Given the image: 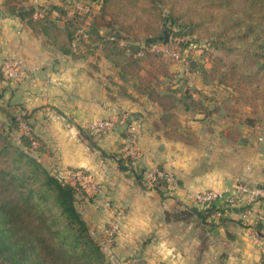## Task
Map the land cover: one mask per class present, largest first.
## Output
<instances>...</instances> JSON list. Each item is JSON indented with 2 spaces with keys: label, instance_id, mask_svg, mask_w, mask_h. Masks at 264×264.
Returning a JSON list of instances; mask_svg holds the SVG:
<instances>
[{
  "label": "crops",
  "instance_id": "1",
  "mask_svg": "<svg viewBox=\"0 0 264 264\" xmlns=\"http://www.w3.org/2000/svg\"><path fill=\"white\" fill-rule=\"evenodd\" d=\"M48 3L63 0L24 1L35 7ZM63 44H68L66 33L50 43L23 11L11 13L0 0V69L11 58L23 67L17 78L0 73V121L10 113H30L41 145L34 154L42 164L59 173L82 169L88 174L77 205L112 264H264L259 243L264 202L252 205L249 221L234 210L205 222L196 214L176 216L192 205L191 193L264 184V133L225 112L226 101L211 95L221 85L205 82L196 70L187 73V88L181 91L180 65L169 61L173 75H161L156 87L176 96L165 106L141 92L137 79H123L103 44L76 58L61 49ZM173 77L177 83L163 81ZM187 89L192 98L183 95ZM116 111L138 116L141 124L139 156L130 169L121 168L115 155L126 148L122 123L103 132L87 127L116 117ZM159 166L173 177L163 192L144 186L133 171ZM117 217L119 231L109 242Z\"/></svg>",
  "mask_w": 264,
  "mask_h": 264
},
{
  "label": "trees",
  "instance_id": "2",
  "mask_svg": "<svg viewBox=\"0 0 264 264\" xmlns=\"http://www.w3.org/2000/svg\"><path fill=\"white\" fill-rule=\"evenodd\" d=\"M3 1L11 13L23 11L27 23L46 35L50 43L57 44L60 35L66 33L68 44L60 47L75 58L103 44L110 59L120 67L122 78L137 79L141 92L165 106L176 96L172 91L161 93L156 87L161 75L171 76L170 60L154 45H172L173 39L165 42L166 31L205 40L215 49L211 52L213 65L203 67L190 61L189 68L195 64L207 83L233 85L239 93L237 100L248 95L253 86L250 92L260 96L264 105V0H79L91 11L72 13L68 6L73 2L63 0L40 6L44 9L40 16H35L40 10L26 6L25 0ZM60 20L64 21L62 26ZM82 25L88 36L78 34L74 46ZM103 27L110 32L103 34ZM142 69L145 74L140 73ZM183 95L193 96L189 89ZM30 116L10 113V127L0 121V264H108L100 240L77 205L83 185L67 174L49 170L34 154L41 145ZM22 121L29 126L28 131H22ZM15 129L21 132L22 146L11 139ZM125 131L127 136L126 127ZM115 155L121 168L134 167L136 158L126 150ZM133 171L144 186H149L145 167ZM169 185V177L161 175L150 186L163 192ZM244 208L216 202L205 207L192 204L176 216L196 214L205 222L218 212L224 219L227 212Z\"/></svg>",
  "mask_w": 264,
  "mask_h": 264
},
{
  "label": "built area",
  "instance_id": "3",
  "mask_svg": "<svg viewBox=\"0 0 264 264\" xmlns=\"http://www.w3.org/2000/svg\"><path fill=\"white\" fill-rule=\"evenodd\" d=\"M73 2L69 4L68 8H70V12L72 13L75 10H81L84 12H90L91 7L88 5L83 4L79 0H67ZM36 15H41L40 12L36 11ZM83 34L85 37L88 36L87 28L85 25H82L76 35L74 37L73 45L76 46L77 42L79 41V35ZM155 48L162 49L166 54L171 55L172 57L179 60L181 58L180 51L176 49V47L167 46L164 44H155ZM21 63L20 60L11 58L7 60L4 65L3 69L4 72L8 76H14V78L20 77L22 72L20 70ZM118 112V111H116ZM122 123L127 129V136H126V152L131 154L136 159L139 156V139L141 136V124L138 119L132 118L129 113L127 112H118L116 117H109L94 120L88 123L87 127L89 130L94 132H103L108 129H111L117 125V123ZM26 131H28L29 126L25 122H21ZM263 139V137H261ZM146 178L149 182L148 184L151 185L152 181L161 175H166L169 177L170 182L172 183V176L165 170L161 169L160 167H156L154 169H146ZM68 178H70L73 182H79L84 184L87 182L88 174L81 170V169H70L67 174ZM264 202V184H256L250 185L248 183H238L236 186L231 188L227 191H218L216 189H206L203 191L191 193V202L192 204L198 205L200 207L208 206L212 203H224L230 207H245L241 212V218L244 221H249L250 215L252 213V205L255 202ZM221 212L217 213V216H220ZM260 218V217H259ZM120 222L119 217H117L112 222V226L109 232L108 241L111 242L115 234L119 231ZM258 236V235H257ZM259 242L261 244L263 250V263H264V237H259ZM125 264V263H123Z\"/></svg>",
  "mask_w": 264,
  "mask_h": 264
},
{
  "label": "rangeland",
  "instance_id": "4",
  "mask_svg": "<svg viewBox=\"0 0 264 264\" xmlns=\"http://www.w3.org/2000/svg\"><path fill=\"white\" fill-rule=\"evenodd\" d=\"M49 4V3H48ZM44 4L40 5L43 6ZM39 5L37 7V9L40 10V13L44 12V9L41 8ZM45 6V5H44ZM35 16H40V15H36ZM173 39V42L171 43L172 45H170L171 47H176L177 50L180 51L181 54V58L179 60H177L176 58L172 57L171 55L169 56V60L176 62L177 64H179V70H180V74H181V86L180 88H182L181 91H183V88H187V80H188V72L190 71H196L195 69L197 67H195L194 65H192V69L189 68V63L191 61V63H193V61L198 64L199 66H203V67H210L211 65H213L214 61H213V57H212V51L215 49H213V47L210 46L209 42L205 41V40H194L191 37H179V36H175L174 34L170 33L169 35V40ZM74 42V41H73ZM220 52V51H218ZM234 56V55H233ZM16 59V58H14ZM7 61V60H6ZM4 61V63L6 62ZM21 63V61H20ZM4 65V64H3ZM3 65H2V76H5L6 78H14V76H8L3 69ZM21 72L23 71V67L21 65L20 68ZM199 71V70H198ZM188 77V78H187ZM264 78V77H263ZM178 80V81H179ZM165 83H177V78L173 77V78H164ZM213 83H217L221 85V88L217 89V90H213V92H216V94H211L212 96H215L218 99V95L224 100L226 101V105L227 108L225 109L226 113H229L231 116H235V117H243L241 119L244 120V125L245 127L249 128V129H253L254 131L258 132V133H264V105L262 104V98L259 97H255V93H251V89L253 86H251V89H248V95L245 94L242 99H236L237 95H239L238 91L235 89V87L233 85H229V84H224V83H218L216 81H214ZM264 83V81H263ZM190 85V84H189ZM189 88H191V86H189ZM246 92V93H247ZM252 103H255V105H253ZM233 116V117H234ZM247 118H252L254 121L253 122H247L246 119ZM10 117L7 118L6 122L7 126L10 127ZM8 121V122H7ZM25 122V121H23ZM26 123V122H25ZM27 124V123H26ZM22 130L26 131V129L24 128V126L22 125ZM19 130L13 131V133L11 134V139L12 141L17 144L22 146L23 144L21 142H19V137H20ZM64 174V173H62ZM66 175V174H65ZM260 243V242H259ZM107 256V254H106ZM107 261L108 264H112L111 260L108 259L107 256Z\"/></svg>",
  "mask_w": 264,
  "mask_h": 264
},
{
  "label": "water",
  "instance_id": "5",
  "mask_svg": "<svg viewBox=\"0 0 264 264\" xmlns=\"http://www.w3.org/2000/svg\"><path fill=\"white\" fill-rule=\"evenodd\" d=\"M169 35L170 33L168 31L165 32V42L169 41Z\"/></svg>",
  "mask_w": 264,
  "mask_h": 264
}]
</instances>
